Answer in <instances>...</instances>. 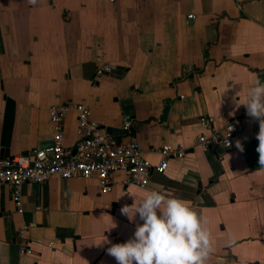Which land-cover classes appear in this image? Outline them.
<instances>
[{"label": "crops", "instance_id": "crops-1", "mask_svg": "<svg viewBox=\"0 0 264 264\" xmlns=\"http://www.w3.org/2000/svg\"><path fill=\"white\" fill-rule=\"evenodd\" d=\"M103 64L113 68L95 78ZM257 79L264 81V0H0L2 156L49 145L48 107L67 100L85 103L99 126L125 129L130 119L131 130L116 137L136 140L153 163L163 144L185 151L143 188L125 184L120 172L107 193L94 176L25 183L21 213L1 184L0 264H117L110 244H96L130 238L135 223L120 209L131 194L139 200L151 190L190 202L208 219V264H264L259 121L235 106ZM204 115L216 127L240 116L230 149L192 148ZM75 130L70 112L65 148L74 147ZM24 225L30 254L17 238Z\"/></svg>", "mask_w": 264, "mask_h": 264}, {"label": "built area", "instance_id": "built-area-1", "mask_svg": "<svg viewBox=\"0 0 264 264\" xmlns=\"http://www.w3.org/2000/svg\"><path fill=\"white\" fill-rule=\"evenodd\" d=\"M187 18H194V15L188 14ZM111 68V64L99 66L95 78ZM47 112L53 130L49 145L27 154L0 156V185L5 184L11 188V199L18 213L23 210L21 190L25 183L39 184L52 176L64 179L94 176L98 181L99 191L107 193L114 186L111 174L120 172L124 175L125 184L133 183L143 188L149 183L153 172H165L171 158H182L185 155L183 149L163 144L156 149L161 158L156 163L151 162L136 140L122 141L100 128L92 118L90 108L83 102L67 100L53 103ZM70 112L76 113L77 140L74 147L65 148L62 124ZM240 119V116H235L224 126L216 127L212 116H200L199 123L205 131L197 134L192 148L207 149L221 145L224 149H230L238 132ZM123 127L131 130L132 121L124 119ZM228 140L231 146H225ZM26 230L27 226H22L17 231V238L20 252L30 254L33 250L28 245Z\"/></svg>", "mask_w": 264, "mask_h": 264}, {"label": "clouds", "instance_id": "clouds-1", "mask_svg": "<svg viewBox=\"0 0 264 264\" xmlns=\"http://www.w3.org/2000/svg\"><path fill=\"white\" fill-rule=\"evenodd\" d=\"M241 105L249 117L259 121L256 150L258 163L264 167V81L257 79L246 99L235 101L236 108ZM225 146H231L229 140ZM236 147L243 151L240 140ZM131 196L133 203L123 205L120 212L135 223L132 236L122 243L113 244L106 237L96 244H110L107 253L117 264H208L212 253L208 219L190 202L157 190L146 192L139 200ZM232 242L228 240L227 246Z\"/></svg>", "mask_w": 264, "mask_h": 264}, {"label": "water", "instance_id": "water-1", "mask_svg": "<svg viewBox=\"0 0 264 264\" xmlns=\"http://www.w3.org/2000/svg\"><path fill=\"white\" fill-rule=\"evenodd\" d=\"M167 110H168V106H166L164 108V110L162 112V115L159 118L160 121H164L165 120ZM100 128L104 129L107 133H109L111 135H114V136L121 135V134H124V133L127 132L126 129L116 128V127H108V126H103V125H100ZM2 155H3V152L1 150L0 151V156H2ZM198 187H200V184H198Z\"/></svg>", "mask_w": 264, "mask_h": 264}]
</instances>
